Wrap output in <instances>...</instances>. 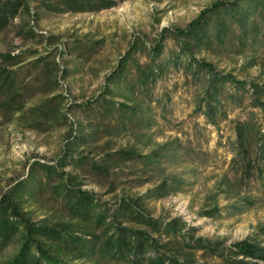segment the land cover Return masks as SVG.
Masks as SVG:
<instances>
[{"label":"trees","instance_id":"trees-1","mask_svg":"<svg viewBox=\"0 0 264 264\" xmlns=\"http://www.w3.org/2000/svg\"><path fill=\"white\" fill-rule=\"evenodd\" d=\"M122 1H42L32 11L28 0H0V132L7 126L42 134L66 128L52 163L33 161L24 177L0 191V264H188L197 251L219 260L212 264L264 263V247L259 244L241 239L224 246L194 238L195 227L180 218L153 216L143 205L145 200L184 189L181 177L166 173L168 166L193 164L209 153L188 148L178 137L162 143L154 140L158 122L152 105L161 101L153 98V86L170 67L181 66L185 80L195 87L192 113L217 131L222 122L232 123L227 144L234 179L222 173L219 192H233L237 198L222 207L203 206L199 216L216 219L225 210L232 217L264 201V119L260 117L264 79H240L217 70L195 52H229L233 25L243 27L240 36L247 39L251 30L260 27L252 21L255 18L248 26L252 16L264 24V0H249L244 9L239 0L225 7L216 1L202 10L185 29L174 31L178 59L171 55L162 59L166 28L151 47L143 41L131 43L105 76L101 91L83 103L66 104L59 88L67 70L51 51L44 54L40 46L11 45L5 40L8 35L22 43L40 38L28 18H37L41 11L93 13ZM223 15L229 21L221 20ZM80 44L67 49L89 60L100 42ZM247 45L240 41L239 52ZM140 57L145 61L140 62ZM256 64L252 61L248 66ZM234 110L239 115L229 117ZM118 140L127 142L116 145ZM124 175L132 186L153 185L137 196L127 193L126 187L118 195ZM86 184L104 188L102 195L83 188ZM247 184L254 189H247ZM108 194L110 200L102 199ZM257 229L264 235V225Z\"/></svg>","mask_w":264,"mask_h":264},{"label":"rangeland","instance_id":"rangeland-1","mask_svg":"<svg viewBox=\"0 0 264 264\" xmlns=\"http://www.w3.org/2000/svg\"><path fill=\"white\" fill-rule=\"evenodd\" d=\"M28 1L30 9L34 11L39 2L56 0ZM216 1H221L225 7L235 5V1L238 0H125L112 8L93 13L56 14L45 10L41 11L37 18H28L29 25H32L40 35L36 41H43L41 44L34 40L22 43L20 38L11 35L5 40L11 45L21 43L24 46H40L44 54L51 51L50 55L67 70L66 77L60 79L59 88L67 97L66 104L83 103L101 91L105 76L113 70L133 42L143 41L151 47L161 40L160 33L166 28V37L162 42L164 45L162 59H167L170 55L174 57L173 60L178 59L179 42L174 31L185 29L202 10H206ZM239 1L243 9L249 2ZM253 18L255 20H252ZM221 20L229 21V18L223 15ZM251 20L260 27L255 24L254 26L258 28L251 30L247 39L240 36L243 34L241 30L243 27L235 25L231 27L233 40L228 47L229 52L225 49L222 52L196 50L197 57L211 61L217 70L230 71L240 79H264V24L262 19L255 15L248 20L249 27L252 24ZM210 32H213V27ZM240 41L248 43L243 52H239ZM98 42L100 45H96L97 50L89 60L79 57L77 50L67 49L77 43L86 46ZM139 61L143 62L145 58L140 57ZM252 61H256L257 64L248 66ZM194 91L192 82L185 80L182 66L180 69L170 67L153 86V98L161 101L159 105L155 103L152 105L154 117L158 122L153 133L156 143L178 137L182 143L189 146L188 148H194L198 153L202 151L209 153L204 155L202 161L197 160L193 164L168 166L166 173L171 172L181 177L185 182L184 189L160 199L145 200L143 205L153 216L164 219L180 218L190 227H195L191 234L194 238L202 237L211 243H222L224 246L248 239L264 247V235L257 229L264 225V201L245 213L232 217H227L225 210H222L223 216L216 219L198 214L203 206L211 207L217 204L222 207L232 204L237 197L233 192L228 195L219 192L222 173L231 180L234 179L232 168H229L232 153L227 144V137L232 136V123L222 122L220 130L217 131L213 126L206 124L203 117L194 115L192 113ZM256 111L260 113L258 109ZM238 115V110H234L230 112L229 117L234 118ZM69 116L71 121L75 119L74 114L70 113ZM260 117L264 119V114L260 113ZM65 129L62 127L43 134L31 130L14 131L11 126L1 129L0 191L5 190L7 185L18 177H24L33 161L52 163L61 150ZM158 129L162 131H157ZM126 142L118 140L116 145ZM91 159L95 160L97 157L92 156ZM120 179V188L116 190L118 195L122 194L120 189L126 187L129 188L127 193L137 196L153 185L147 183L135 187L131 182L125 181L128 179L126 175ZM83 188L91 189L99 196L104 189L96 184H86ZM247 189H254V185L247 184ZM252 193L255 192L252 190ZM102 199L110 200L111 195H103ZM215 261L219 260L197 251L193 261L188 264H212Z\"/></svg>","mask_w":264,"mask_h":264}]
</instances>
